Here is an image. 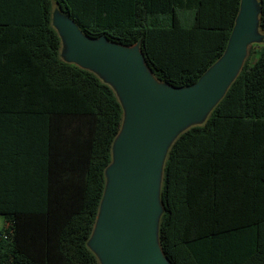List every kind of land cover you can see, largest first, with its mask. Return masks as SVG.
<instances>
[{
	"label": "trees",
	"instance_id": "1",
	"mask_svg": "<svg viewBox=\"0 0 264 264\" xmlns=\"http://www.w3.org/2000/svg\"><path fill=\"white\" fill-rule=\"evenodd\" d=\"M53 1L86 37L139 45L174 88L222 57L241 5L0 0V264H100L88 242L123 108L95 73L60 58ZM253 48L207 120L168 151L158 237L170 264H264V45Z\"/></svg>",
	"mask_w": 264,
	"mask_h": 264
},
{
	"label": "water",
	"instance_id": "2",
	"mask_svg": "<svg viewBox=\"0 0 264 264\" xmlns=\"http://www.w3.org/2000/svg\"><path fill=\"white\" fill-rule=\"evenodd\" d=\"M253 6L251 0H241L225 53L186 88L159 81L139 45L90 39L65 14L56 19L57 33L68 45L69 63L104 77L123 108L122 127L112 147L105 192L88 242L100 264H170L158 237L167 154L181 133L207 120L199 124L224 98L251 45L262 38L253 30L258 19Z\"/></svg>",
	"mask_w": 264,
	"mask_h": 264
},
{
	"label": "rangeland",
	"instance_id": "3",
	"mask_svg": "<svg viewBox=\"0 0 264 264\" xmlns=\"http://www.w3.org/2000/svg\"><path fill=\"white\" fill-rule=\"evenodd\" d=\"M252 1V3L254 4V12H255V14H256V17L258 18V19H256V22H255V24H254V28H253V30H254V33L255 34H260L261 36H262V38L260 39V41H258V42H255V43H253L252 45H251V48H255V49H257L259 46H262V45H264V32L260 29V26H259V3H260V0H251ZM59 16H64L63 14H62V12L60 11V9L57 7V5H56V3L55 2H53V4H52V8H51V24H52V27L56 30L57 28L55 27V21H56V19L59 17ZM182 19H183V23L185 24V25H187V26H189V25H191V23H192V21H193V14H191L190 16H188V17H184L183 18V16H182ZM57 31V30H56ZM60 36V49H59V56H60V58L63 60V61H66V62H69L70 61V58H69V56H67V50H68V45H67V43H66V40L61 36V35H59ZM250 48V49H251ZM253 48V49H254ZM99 78L102 80V81H104V82H106V80H105V78L104 77H102V76H99ZM208 116H206L201 122H199V124H201V123H203L205 120H206V118H207ZM0 226L2 227L3 226V222L2 223H0ZM89 248H90V250L92 251V249H91V246H90V243H89ZM93 252V251H92ZM94 253V252H93ZM97 257V256H96Z\"/></svg>",
	"mask_w": 264,
	"mask_h": 264
},
{
	"label": "built area",
	"instance_id": "4",
	"mask_svg": "<svg viewBox=\"0 0 264 264\" xmlns=\"http://www.w3.org/2000/svg\"><path fill=\"white\" fill-rule=\"evenodd\" d=\"M2 222H3V226H2V227L0 226V230H1L3 227L7 228V226H8V224L5 223L4 220L0 217V223H2ZM3 237L6 238L7 235H5V236H3Z\"/></svg>",
	"mask_w": 264,
	"mask_h": 264
},
{
	"label": "crops",
	"instance_id": "5",
	"mask_svg": "<svg viewBox=\"0 0 264 264\" xmlns=\"http://www.w3.org/2000/svg\"><path fill=\"white\" fill-rule=\"evenodd\" d=\"M54 2V1H53ZM53 2H52V4H53ZM52 8V7H51Z\"/></svg>",
	"mask_w": 264,
	"mask_h": 264
}]
</instances>
